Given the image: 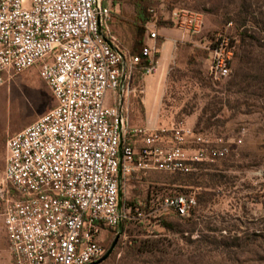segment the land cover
<instances>
[{"label": "built area", "instance_id": "built-area-1", "mask_svg": "<svg viewBox=\"0 0 264 264\" xmlns=\"http://www.w3.org/2000/svg\"><path fill=\"white\" fill-rule=\"evenodd\" d=\"M150 1L148 44L131 57L111 33L112 0H0V89L39 66L56 101L5 143L0 203L11 264L94 263L105 254L108 234L146 217L144 202L132 207L122 200L120 207L124 177L135 171L188 175L229 156L222 138L182 123L130 127L126 102L134 71L143 60L144 76L155 69L158 21L184 35L203 31L202 15L169 12L167 0ZM231 28L228 23L204 46L218 82L233 73L239 41ZM195 205L182 195L160 200L161 212L182 218Z\"/></svg>", "mask_w": 264, "mask_h": 264}, {"label": "rangeland", "instance_id": "rangeland-1", "mask_svg": "<svg viewBox=\"0 0 264 264\" xmlns=\"http://www.w3.org/2000/svg\"><path fill=\"white\" fill-rule=\"evenodd\" d=\"M221 1L167 0V11L200 14L204 24L202 33L193 36L184 35L171 22L157 23L159 35L167 34L176 41L161 85L163 97L157 128L182 123L195 132L222 138L230 148L229 156L196 166L190 177L153 171H135L124 177L122 200L136 198L142 202L147 194L152 197L145 212L147 223L141 229L135 225L122 229L115 250L102 264H264V58L251 73L254 84L263 86L261 91L250 89L242 95L224 92L237 61L228 80L218 82L211 78L204 46L227 25L222 21ZM112 2L115 14L110 20L111 33L121 49L130 51L133 26L128 17L136 12L127 4ZM228 33L239 41L234 26ZM133 88L126 102V116L130 127L140 128L144 78L133 82ZM55 105L39 66L27 69L0 89V182L8 138ZM210 112L215 118L208 123ZM166 195L194 198L192 219L180 221L172 214L161 216L160 200ZM2 209L0 203V264H11ZM168 224L177 232L168 230ZM139 242L155 245L159 252L128 255L126 249Z\"/></svg>", "mask_w": 264, "mask_h": 264}, {"label": "trees", "instance_id": "trees-1", "mask_svg": "<svg viewBox=\"0 0 264 264\" xmlns=\"http://www.w3.org/2000/svg\"><path fill=\"white\" fill-rule=\"evenodd\" d=\"M120 2L123 4H127L135 10V15L128 17L133 26V44L128 51L129 56H141L142 49L145 47V32L146 25L150 21L151 15L149 13V9L151 6L150 0H116V2ZM222 11H224L222 15V21L224 24L232 23L234 26V30L238 33L239 36V46L237 48L233 64L237 61L234 67V76L228 82L226 87L227 94H246L250 89H255L258 91L263 90V86L261 83L257 85L254 84L253 77L251 76L253 66L258 63L262 56L264 58V0H222L220 3V7ZM162 44L161 40L158 41V46ZM208 58V54H207ZM158 59V55L154 58L156 62ZM147 65V62L143 60V62L136 67L134 71V81L137 82L138 79L144 78L145 71L143 67ZM222 104V103H219ZM215 118V115L210 112L207 116V122ZM202 166V164L200 165ZM202 169V168H201ZM177 176H194V174L181 175L175 174ZM180 178V177H176ZM152 201V197L150 194H147L142 202L145 203L143 210L147 212L150 207ZM139 200L134 198L131 201H124V204H128L132 207L138 205ZM177 217L180 221H185V218L178 216L177 214L168 212H161V216L170 215ZM193 211L191 212V217L186 221H190L193 216ZM147 220V218H146ZM146 220L144 222L139 221H124L122 225L123 231H125L128 227L135 225L138 228H143ZM167 224V223H166ZM168 230L177 232L173 225H165ZM132 233V232H130ZM118 234V228L112 231L111 234H108L106 237V241L103 243L105 254L111 247L114 242L116 236ZM137 243V242H135ZM128 255L134 257L138 256V254H150V253H158V249L155 245H149L145 242H139L138 245L134 247H128L126 249ZM104 254V255H105Z\"/></svg>", "mask_w": 264, "mask_h": 264}, {"label": "crops", "instance_id": "crops-1", "mask_svg": "<svg viewBox=\"0 0 264 264\" xmlns=\"http://www.w3.org/2000/svg\"><path fill=\"white\" fill-rule=\"evenodd\" d=\"M163 31H168L164 29ZM162 44L152 74L144 76V90L141 98V109L143 119L140 121L143 127L157 128V117L161 109L162 101V81L170 67L175 39L167 34L159 35ZM151 44V42H149ZM156 75V76H154ZM111 105V102H110ZM137 128V127H136Z\"/></svg>", "mask_w": 264, "mask_h": 264}, {"label": "water", "instance_id": "water-1", "mask_svg": "<svg viewBox=\"0 0 264 264\" xmlns=\"http://www.w3.org/2000/svg\"><path fill=\"white\" fill-rule=\"evenodd\" d=\"M121 176V174H120ZM119 205L121 207L122 205V189H120V192H119ZM121 234H122V224L119 225V231H118V234L114 240V242L112 243L111 247L109 248V250L107 251V253L98 261L94 262V263H91V264H102L104 263L113 253V251L115 250L117 244H118V241L121 237Z\"/></svg>", "mask_w": 264, "mask_h": 264}]
</instances>
